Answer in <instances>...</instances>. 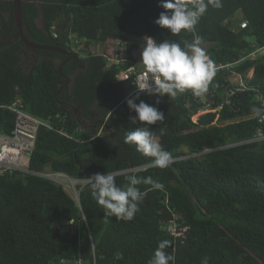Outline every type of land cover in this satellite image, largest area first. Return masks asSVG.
<instances>
[{"label":"trees","instance_id":"trees-1","mask_svg":"<svg viewBox=\"0 0 264 264\" xmlns=\"http://www.w3.org/2000/svg\"><path fill=\"white\" fill-rule=\"evenodd\" d=\"M205 3L207 11L194 29L173 35L155 23L165 11L160 0H24L29 38L71 50L68 40L76 35L85 39L87 52L66 61L63 52L39 49L29 61L17 35L13 0H0V133L13 130L16 113L9 105L18 99L51 125L38 129L30 169L63 171L75 179L118 172L120 185L130 174L163 184L162 189L137 185L144 199L125 221L105 218L88 180L76 184V197L39 174H0V264H57L62 257L86 264H150L162 240L175 244L166 249L175 264H202L205 257L208 264H264V138L233 145L264 134V55L238 64L247 87L228 100L237 77L214 73L207 96L212 109L224 104L197 119L204 103L191 90L171 98L138 91L136 102L157 107L165 119L134 125L130 117L136 114L125 100L131 80H117L122 70L139 67L137 52L145 37L183 45L199 36L215 61H236L253 44L264 45V0ZM238 11L248 23L234 29L230 20ZM119 42L128 59L108 66L106 56L115 55ZM93 43L110 48L95 53ZM142 126L171 154L168 167H153L154 158L124 142L128 131ZM175 214L189 226L184 241L166 230Z\"/></svg>","mask_w":264,"mask_h":264},{"label":"clouds","instance_id":"clouds-1","mask_svg":"<svg viewBox=\"0 0 264 264\" xmlns=\"http://www.w3.org/2000/svg\"><path fill=\"white\" fill-rule=\"evenodd\" d=\"M159 6L165 11L159 14L155 23L161 28H166L173 35L179 34L182 30L192 31L198 23L200 17L207 11L208 4L205 0H160ZM219 7V3L215 5ZM202 38L194 37L192 42H179L164 40L157 42L152 37H145L141 52V62L145 66L146 72L152 75L149 81L146 77H141L139 84L140 92H148L152 95L169 98L191 90L195 95L206 92L209 83L214 76L212 62L201 47ZM137 85V84H136ZM127 98L126 103L129 109L135 112V116L130 117L132 124L155 125L163 122L165 115L157 107L148 103ZM159 100H157V104ZM257 115L259 109H254ZM264 119V116H261ZM124 142L134 144L137 151L147 157L154 158L153 167L166 168L172 162L171 154L166 151L157 141L155 135L148 127H135L127 132ZM118 172L96 173L88 178L91 194L98 205L104 209V215L116 217L125 221L132 220L139 210L138 203L144 199V193L137 185L143 183L151 185L154 189H162L163 184L153 180L152 177H138L134 174L127 176L128 183L120 185L116 182ZM75 222L74 220L69 223ZM169 246L167 240L159 242L150 264H175L176 257L166 251ZM202 264H208L205 257Z\"/></svg>","mask_w":264,"mask_h":264},{"label":"built area","instance_id":"built-area-1","mask_svg":"<svg viewBox=\"0 0 264 264\" xmlns=\"http://www.w3.org/2000/svg\"><path fill=\"white\" fill-rule=\"evenodd\" d=\"M248 21L245 19L240 23L241 27H246ZM54 36H58L57 32H54ZM68 44L71 46V51L78 53L79 56H86L85 39L78 38L76 35H71L68 40ZM253 49L248 52H243V54L236 61H220L213 60L209 54H206L209 60L212 62L214 73L219 71H228L233 73L237 77V81L233 83L227 90V100L230 95H234L237 92L244 91L246 89V78L243 73H239L236 71V67L240 62H243L247 58H259L264 55V45L255 46L252 45ZM115 55L107 54V65H121L125 63L128 59L126 53L125 43L119 42L115 45ZM124 74L123 76H120ZM253 69L250 70L247 74V77H252ZM141 77H146L149 81L152 80V75L146 72L145 68L135 67L134 65L130 66L127 70H122L117 75V80H125L130 79L131 81L128 83L129 93L127 98H132L139 91L138 87L140 83H142ZM137 84V85H136ZM209 90V89H208ZM208 90L201 95H197L201 102L204 103L203 110L204 112L210 110H218L222 107L224 102H222L219 106L212 109L213 100L208 98L207 92ZM146 92V91H145ZM148 93V92H147ZM9 107L16 113V121L15 126L10 134L0 133V174L5 173H13L19 172L21 174L25 173H35L46 178L51 179L57 184L62 185L66 190L75 193V196L78 197L76 191V184L78 182H84L87 179H75L70 176L68 173L63 171H56L51 169H46L43 171H33L30 169L31 163V155L34 151L36 138L38 129L41 125H48V122L45 119H42L27 110H25L21 106V100L18 99L13 101ZM264 110V106L262 107ZM64 135L72 137L68 131H61ZM264 134L259 131L255 138L250 140L238 141L233 143V145H237L240 143L248 142L251 140L263 139ZM146 166L133 168L132 171H136L137 169L143 168ZM180 215L175 214L174 220H172L167 226L166 230L170 233L175 239L184 241L187 237V230L189 226L186 224H181L179 222ZM57 264H86V261L82 258L71 259L69 257H62Z\"/></svg>","mask_w":264,"mask_h":264},{"label":"water","instance_id":"water-1","mask_svg":"<svg viewBox=\"0 0 264 264\" xmlns=\"http://www.w3.org/2000/svg\"><path fill=\"white\" fill-rule=\"evenodd\" d=\"M13 3H14V20H15V25L17 27V35H19L22 38L25 49L27 51L33 52L34 56L36 55L37 50L39 49L63 52L69 55L66 61L69 59L79 58L78 53L74 51H71L69 49L60 46L38 43L33 41L31 38H29L26 33L25 25H24V0H13ZM61 66H60V70H61ZM174 245H175L174 243H170L168 247L173 248Z\"/></svg>","mask_w":264,"mask_h":264},{"label":"rangeland","instance_id":"rangeland-1","mask_svg":"<svg viewBox=\"0 0 264 264\" xmlns=\"http://www.w3.org/2000/svg\"><path fill=\"white\" fill-rule=\"evenodd\" d=\"M243 14L241 11H238L230 20V25L234 28V29H238L239 27V24L243 21ZM201 47L203 48V46L201 45ZM142 48H143V44L140 45L139 49H138V52H137V55H138V66L141 67V68H145V66L143 65V63L141 62L142 60V57H141V52H142ZM91 49L93 52L95 53H102L103 50H104V45L103 44H99V43H93L91 45ZM34 58H32L31 60L29 61H33ZM122 75V74H121ZM120 75V76H121ZM124 75V74H123ZM122 75V76H123ZM204 111H200L199 113L195 114L194 115V118L197 119L199 114L203 113ZM74 196H75V193H73V191L71 192Z\"/></svg>","mask_w":264,"mask_h":264},{"label":"flooded vegetation","instance_id":"flooded-vegetation-1","mask_svg":"<svg viewBox=\"0 0 264 264\" xmlns=\"http://www.w3.org/2000/svg\"><path fill=\"white\" fill-rule=\"evenodd\" d=\"M0 40H1V39H0ZM28 53H29L31 59L34 58V54H33V52L28 51Z\"/></svg>","mask_w":264,"mask_h":264},{"label":"crops","instance_id":"crops-1","mask_svg":"<svg viewBox=\"0 0 264 264\" xmlns=\"http://www.w3.org/2000/svg\"><path fill=\"white\" fill-rule=\"evenodd\" d=\"M110 47H108V46H104V50L103 51H105V49L107 50V49H109Z\"/></svg>","mask_w":264,"mask_h":264}]
</instances>
